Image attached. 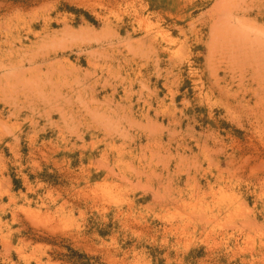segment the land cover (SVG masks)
Segmentation results:
<instances>
[{
    "label": "rangeland",
    "instance_id": "obj_1",
    "mask_svg": "<svg viewBox=\"0 0 264 264\" xmlns=\"http://www.w3.org/2000/svg\"><path fill=\"white\" fill-rule=\"evenodd\" d=\"M0 264H264V0H0Z\"/></svg>",
    "mask_w": 264,
    "mask_h": 264
}]
</instances>
